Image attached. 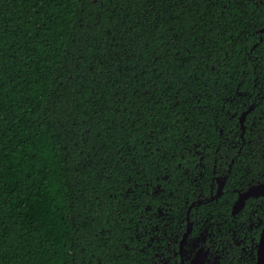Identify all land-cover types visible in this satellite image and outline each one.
Returning <instances> with one entry per match:
<instances>
[{
  "label": "trees",
  "instance_id": "trees-1",
  "mask_svg": "<svg viewBox=\"0 0 264 264\" xmlns=\"http://www.w3.org/2000/svg\"><path fill=\"white\" fill-rule=\"evenodd\" d=\"M261 26L257 0H0V264H145L144 205L184 211L264 96Z\"/></svg>",
  "mask_w": 264,
  "mask_h": 264
},
{
  "label": "flooded vegetation",
  "instance_id": "flooded-vegetation-1",
  "mask_svg": "<svg viewBox=\"0 0 264 264\" xmlns=\"http://www.w3.org/2000/svg\"><path fill=\"white\" fill-rule=\"evenodd\" d=\"M257 3L264 10V0ZM263 30L264 26L258 29L259 36ZM239 96L246 97L248 104L245 102L234 115L227 112L229 118L238 119L240 127L238 141L231 144L233 156L215 159L212 178L202 181L204 186H196L192 199L185 200L184 211L178 208L173 212L174 202L169 208L161 201L147 203L140 218L133 221L140 231L135 235L142 241L139 248L148 255L145 264L257 263V246L264 228V196H250L240 210L233 211L242 195L264 184V108L260 106L264 96L261 92ZM225 140L233 142L228 135ZM236 163L240 164L239 179L230 186ZM160 190L159 186L153 190L154 198Z\"/></svg>",
  "mask_w": 264,
  "mask_h": 264
},
{
  "label": "water",
  "instance_id": "water-1",
  "mask_svg": "<svg viewBox=\"0 0 264 264\" xmlns=\"http://www.w3.org/2000/svg\"><path fill=\"white\" fill-rule=\"evenodd\" d=\"M245 117H246V113L241 118L242 125L245 120ZM252 191H253L252 193L244 194L238 199V201L234 205V211H233L234 213H236L238 210H240L243 207L244 201L246 198L250 196H255V197L264 196V184L254 187ZM256 264H264V228L260 235L259 243L257 246V263Z\"/></svg>",
  "mask_w": 264,
  "mask_h": 264
}]
</instances>
